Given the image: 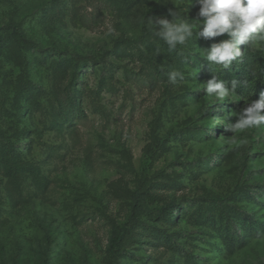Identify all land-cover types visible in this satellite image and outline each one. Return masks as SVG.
<instances>
[{"label":"rangeland","instance_id":"rangeland-1","mask_svg":"<svg viewBox=\"0 0 264 264\" xmlns=\"http://www.w3.org/2000/svg\"><path fill=\"white\" fill-rule=\"evenodd\" d=\"M198 8L0 0V264H264V125L229 127L264 51L219 67L227 34L170 47L151 23Z\"/></svg>","mask_w":264,"mask_h":264},{"label":"clouds","instance_id":"clouds-1","mask_svg":"<svg viewBox=\"0 0 264 264\" xmlns=\"http://www.w3.org/2000/svg\"><path fill=\"white\" fill-rule=\"evenodd\" d=\"M199 5L195 23H188L177 13H172L173 19L159 18L153 26L159 25V32L164 41L175 47L177 43L183 45L186 38L193 35L197 29V35L204 38L228 35L219 43L211 46L210 50L203 54L214 65L227 68L234 60L246 52L264 51V0H196ZM191 3V0H190ZM190 6V4H189ZM245 45L242 53L240 45ZM207 92L215 101L222 102L226 98L236 100V82L232 88L225 86L224 82H216L215 79L207 81ZM214 94V95H212ZM264 92L260 93L259 99L244 108L236 123L229 127L234 133L257 128L264 125ZM236 143V141H231Z\"/></svg>","mask_w":264,"mask_h":264},{"label":"trees","instance_id":"trees-1","mask_svg":"<svg viewBox=\"0 0 264 264\" xmlns=\"http://www.w3.org/2000/svg\"><path fill=\"white\" fill-rule=\"evenodd\" d=\"M169 207L171 208V210L175 209V207L173 205H171V204L169 205Z\"/></svg>","mask_w":264,"mask_h":264}]
</instances>
